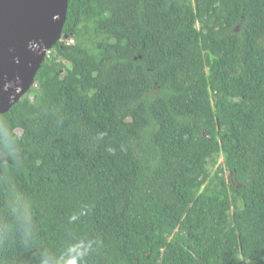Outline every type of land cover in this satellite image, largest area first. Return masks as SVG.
<instances>
[{
    "label": "trees",
    "instance_id": "16d2710c",
    "mask_svg": "<svg viewBox=\"0 0 264 264\" xmlns=\"http://www.w3.org/2000/svg\"><path fill=\"white\" fill-rule=\"evenodd\" d=\"M0 264H264V0H68L0 113Z\"/></svg>",
    "mask_w": 264,
    "mask_h": 264
},
{
    "label": "water",
    "instance_id": "95a60500",
    "mask_svg": "<svg viewBox=\"0 0 264 264\" xmlns=\"http://www.w3.org/2000/svg\"><path fill=\"white\" fill-rule=\"evenodd\" d=\"M68 0H0V113L30 88L61 38Z\"/></svg>",
    "mask_w": 264,
    "mask_h": 264
},
{
    "label": "rangeland",
    "instance_id": "374dc122",
    "mask_svg": "<svg viewBox=\"0 0 264 264\" xmlns=\"http://www.w3.org/2000/svg\"><path fill=\"white\" fill-rule=\"evenodd\" d=\"M221 161H222V159L220 158L218 162L220 163Z\"/></svg>",
    "mask_w": 264,
    "mask_h": 264
}]
</instances>
